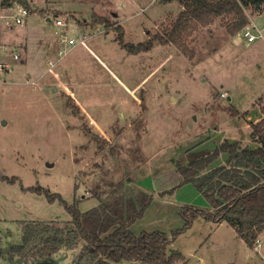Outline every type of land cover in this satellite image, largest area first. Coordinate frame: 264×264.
Segmentation results:
<instances>
[{
  "label": "rangeland",
  "instance_id": "rangeland-1",
  "mask_svg": "<svg viewBox=\"0 0 264 264\" xmlns=\"http://www.w3.org/2000/svg\"><path fill=\"white\" fill-rule=\"evenodd\" d=\"M5 1L0 44L18 49L21 59L0 82V264H88L79 257L83 241L43 255L38 249L18 255L13 247L22 244V223L60 226L72 219L68 206L97 207L92 192L102 179L152 196L133 233L160 232L173 240L183 230L169 250L183 256L174 264H264L227 222L201 217L184 231L183 208L211 206L176 168L225 142L258 147L249 123L264 117V12L247 10L256 35L251 43L242 38L236 45L232 39L241 33L232 38L223 20L198 28L186 41L190 59L173 44L128 54L116 40L119 25L125 43L162 35L182 11L177 2L8 0L6 8ZM20 8L29 11L23 24L15 22ZM94 14L111 26L93 25ZM55 19L68 22L69 36L72 27L89 31V47L60 58L64 28ZM227 159L222 153L206 172Z\"/></svg>",
  "mask_w": 264,
  "mask_h": 264
},
{
  "label": "trees",
  "instance_id": "trees-1",
  "mask_svg": "<svg viewBox=\"0 0 264 264\" xmlns=\"http://www.w3.org/2000/svg\"><path fill=\"white\" fill-rule=\"evenodd\" d=\"M172 2L182 6L177 19L162 35L150 36L146 42L125 43V29L121 25L114 27L119 33L116 40L128 54L149 52L157 44H173L193 59L194 53L186 41L198 28L223 20L226 32L234 38L250 24L248 9L264 12V0H163V4ZM2 6L12 5L7 0ZM93 22V25L111 26L107 18L96 14ZM249 126L250 138L258 147L225 142L190 163L177 162L183 183H192L211 206L210 210L183 208L184 231L201 217L227 222L250 249L256 247L264 233V117L256 123L250 122ZM222 153L228 155L226 165L206 172ZM102 182L92 192L99 205L86 212H81L76 204L68 206L71 221L60 226L54 222L22 223V244L14 246L13 252L22 256L35 249L41 255L56 253L83 241L79 257L88 264H115L124 260L174 264L183 259L180 252H169L172 242L183 230L176 232L173 240L160 232L137 235L130 230L143 218L152 203L151 195L131 189L122 181L102 179Z\"/></svg>",
  "mask_w": 264,
  "mask_h": 264
},
{
  "label": "built area",
  "instance_id": "built-area-1",
  "mask_svg": "<svg viewBox=\"0 0 264 264\" xmlns=\"http://www.w3.org/2000/svg\"><path fill=\"white\" fill-rule=\"evenodd\" d=\"M156 2L160 0H155ZM29 16V11L26 8H20L18 14L15 16V22L17 24H23L24 18H27ZM55 25L57 27H63L64 31H62L58 37L60 48L57 51L59 57L63 58L67 55L68 51L74 50L77 46H82L83 48H88V40L92 38V34L89 31H85L84 33H80V30L76 31L74 27H72L73 34L72 36L68 35L69 26L68 22L61 20V19H55ZM248 25L243 29V31L240 34V37L238 38L239 41L242 40V38L247 39L249 43L255 41L256 35L251 32V28ZM77 32V33H76ZM60 58L56 60L55 62L50 63L52 67H54L56 64H58L60 61ZM21 59V55L18 52V49H16L13 46H7L0 44V82L5 81L7 78H9L14 70V67ZM222 98H227V92H224L221 94Z\"/></svg>",
  "mask_w": 264,
  "mask_h": 264
},
{
  "label": "crops",
  "instance_id": "crops-1",
  "mask_svg": "<svg viewBox=\"0 0 264 264\" xmlns=\"http://www.w3.org/2000/svg\"><path fill=\"white\" fill-rule=\"evenodd\" d=\"M168 4H171V3H168ZM87 28V27H86ZM89 28V27H88ZM75 29H76V31H78V30H80L78 27H75ZM85 32V31H84ZM83 31H81L80 30V33H84ZM77 33V32H76ZM233 41H234V43L237 45L240 41L239 40H237V39H232ZM53 41V39H51V42ZM53 43V42H52ZM5 44H9V45H11V44H14V45H16V43L14 42V41H12V40H8V41H6V43ZM89 50H90V48H89ZM91 52V51H90ZM154 71H151V73H149L147 76H145L144 77V79H143V81H145L152 73H153ZM141 83L142 82H140L139 84H136V87H135V89L134 90H136L137 88H139V86L141 85ZM133 90V91H134ZM132 91V92H133ZM73 95V94H72ZM77 101V100H76ZM138 101L140 102V100L138 99ZM256 248H259L262 252L260 253ZM254 251H256L257 252V254L258 255H260L261 256V259L262 260H264V233H263V235H262V237L260 236V238H259V240H258V242H257V244H256V247H255V249H254Z\"/></svg>",
  "mask_w": 264,
  "mask_h": 264
}]
</instances>
